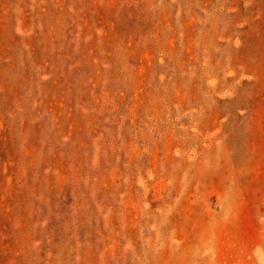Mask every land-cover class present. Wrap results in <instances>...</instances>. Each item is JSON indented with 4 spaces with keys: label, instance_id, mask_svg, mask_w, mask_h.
Returning a JSON list of instances; mask_svg holds the SVG:
<instances>
[{
    "label": "rangeland",
    "instance_id": "obj_1",
    "mask_svg": "<svg viewBox=\"0 0 264 264\" xmlns=\"http://www.w3.org/2000/svg\"><path fill=\"white\" fill-rule=\"evenodd\" d=\"M0 264H264V0H0Z\"/></svg>",
    "mask_w": 264,
    "mask_h": 264
}]
</instances>
